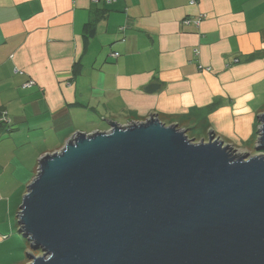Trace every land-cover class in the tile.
Returning a JSON list of instances; mask_svg holds the SVG:
<instances>
[{
    "label": "crops",
    "instance_id": "crops-1",
    "mask_svg": "<svg viewBox=\"0 0 264 264\" xmlns=\"http://www.w3.org/2000/svg\"><path fill=\"white\" fill-rule=\"evenodd\" d=\"M263 86L264 0H0V264L29 262L23 196L76 131L157 113L247 140Z\"/></svg>",
    "mask_w": 264,
    "mask_h": 264
},
{
    "label": "water",
    "instance_id": "water-1",
    "mask_svg": "<svg viewBox=\"0 0 264 264\" xmlns=\"http://www.w3.org/2000/svg\"><path fill=\"white\" fill-rule=\"evenodd\" d=\"M159 84L147 86L153 92ZM254 155L157 113L76 131L18 212L27 264H264V111Z\"/></svg>",
    "mask_w": 264,
    "mask_h": 264
},
{
    "label": "rangeland",
    "instance_id": "rangeland-1",
    "mask_svg": "<svg viewBox=\"0 0 264 264\" xmlns=\"http://www.w3.org/2000/svg\"><path fill=\"white\" fill-rule=\"evenodd\" d=\"M264 88V86H263ZM264 99V96L261 98V101ZM260 102V101H258ZM259 126H260V123H259V120H258V123L256 124V128H255V132L254 134L252 135V137H250L249 139L245 140V139H241V140H237L236 138L230 136V135H222L223 136V140L226 142V143H229V141H233L232 142V146L235 148L236 150V153L238 154H249V155H254V154H257L259 153L256 149H255V144H256V141H257V136H258V130H259ZM188 127H191V126H188ZM187 127V128H188ZM194 127V126H192ZM213 129V128H209L207 129L206 128V131L204 130H201V131H189L188 132V129H187V132L192 135L193 133H195V136L194 140L196 141H201L203 139L205 140H208V136H209V131ZM216 132V131H215ZM217 133V132H216ZM218 134V133H217ZM221 137V136H220ZM191 138V137H190ZM230 139V140H229ZM237 141V142H236ZM255 141V144L254 142ZM27 241V239H26ZM28 242V241H27ZM28 245H29V249L26 251L27 253L30 254V252H35L34 250H32V248L30 247V244L28 242ZM37 254H40V251H36Z\"/></svg>",
    "mask_w": 264,
    "mask_h": 264
},
{
    "label": "trees",
    "instance_id": "trees-1",
    "mask_svg": "<svg viewBox=\"0 0 264 264\" xmlns=\"http://www.w3.org/2000/svg\"><path fill=\"white\" fill-rule=\"evenodd\" d=\"M104 13V11L103 12H100L99 13V15H101V14H103ZM98 15V16H99ZM93 26V24H89V25H87L86 26V28H88V34L91 36V35H94L95 33H96V29L95 28H93V27H90V26ZM0 125H3V123L2 124H0ZM200 127V125H198V126H196V127H190V128H188V132L189 131H193V132H195L198 128ZM204 131H206V128H204ZM187 132V134H188V136H189V138L191 137V139L192 138H194V136H195V133H193L192 135H190L189 133ZM195 139V138H194ZM254 142V144H255V141H253ZM35 254H37V252L35 251L34 252ZM27 257H28V259H30V254L29 253H27ZM30 261V260H29ZM27 264V263H26Z\"/></svg>",
    "mask_w": 264,
    "mask_h": 264
},
{
    "label": "built area",
    "instance_id": "built-area-1",
    "mask_svg": "<svg viewBox=\"0 0 264 264\" xmlns=\"http://www.w3.org/2000/svg\"><path fill=\"white\" fill-rule=\"evenodd\" d=\"M93 1L98 2V0H93ZM190 1H191L192 3H194L196 0H190ZM185 23H190V21H189V20H186ZM195 24H199V21H196ZM115 55H118V52H116ZM33 83H34V81L30 80L29 82H27V83L25 84V86H31Z\"/></svg>",
    "mask_w": 264,
    "mask_h": 264
}]
</instances>
